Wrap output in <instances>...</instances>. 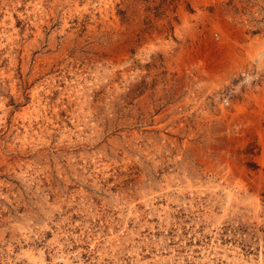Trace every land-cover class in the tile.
Returning <instances> with one entry per match:
<instances>
[{"label":"rangeland","instance_id":"374dc122","mask_svg":"<svg viewBox=\"0 0 264 264\" xmlns=\"http://www.w3.org/2000/svg\"><path fill=\"white\" fill-rule=\"evenodd\" d=\"M0 264H264V0H0Z\"/></svg>","mask_w":264,"mask_h":264}]
</instances>
